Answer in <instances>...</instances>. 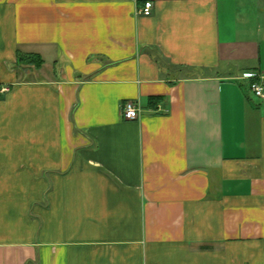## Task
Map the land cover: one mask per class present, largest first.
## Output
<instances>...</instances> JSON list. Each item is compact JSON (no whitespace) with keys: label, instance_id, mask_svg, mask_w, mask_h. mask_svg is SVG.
Instances as JSON below:
<instances>
[{"label":"crops","instance_id":"crops-1","mask_svg":"<svg viewBox=\"0 0 264 264\" xmlns=\"http://www.w3.org/2000/svg\"><path fill=\"white\" fill-rule=\"evenodd\" d=\"M149 1L0 0V264H264V0Z\"/></svg>","mask_w":264,"mask_h":264},{"label":"built area","instance_id":"built-area-1","mask_svg":"<svg viewBox=\"0 0 264 264\" xmlns=\"http://www.w3.org/2000/svg\"><path fill=\"white\" fill-rule=\"evenodd\" d=\"M143 1L142 7L136 12L137 16L148 17L151 15L152 2L149 0ZM241 80L245 81L248 86V90L252 96L258 99H264V84L261 80L255 81V75L252 73H244ZM122 118L125 121H137L141 116V108L138 103L134 101H127L121 108Z\"/></svg>","mask_w":264,"mask_h":264},{"label":"trees","instance_id":"trees-1","mask_svg":"<svg viewBox=\"0 0 264 264\" xmlns=\"http://www.w3.org/2000/svg\"><path fill=\"white\" fill-rule=\"evenodd\" d=\"M19 64L33 66L35 69H40L43 65V61L40 56L36 54H17ZM256 81V80H255Z\"/></svg>","mask_w":264,"mask_h":264},{"label":"rangeland","instance_id":"rangeland-1","mask_svg":"<svg viewBox=\"0 0 264 264\" xmlns=\"http://www.w3.org/2000/svg\"><path fill=\"white\" fill-rule=\"evenodd\" d=\"M35 74H36V76H40V74H38V75H37V73H35ZM253 98H255V97H253Z\"/></svg>","mask_w":264,"mask_h":264}]
</instances>
